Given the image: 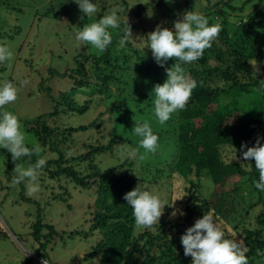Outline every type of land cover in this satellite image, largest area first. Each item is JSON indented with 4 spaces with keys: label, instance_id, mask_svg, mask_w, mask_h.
<instances>
[{
    "label": "rangeland",
    "instance_id": "obj_1",
    "mask_svg": "<svg viewBox=\"0 0 264 264\" xmlns=\"http://www.w3.org/2000/svg\"><path fill=\"white\" fill-rule=\"evenodd\" d=\"M217 1L170 0L164 7L149 9L142 17L130 20L123 13L121 0H97L100 11L88 18L79 10L74 0H0V44L9 46L14 54L11 61L0 64V82L11 81L19 89L16 101L6 105L3 111L12 112L18 117L29 147L39 145L34 135L27 132V123L52 111L53 103L46 92L50 93L57 103L62 104L58 107V114L47 119L48 127L61 131L80 128L90 123L98 127L70 135L71 142L66 144L67 148L63 147L66 159L84 155L93 147L106 146L113 138L121 141L115 142L108 151L96 155L93 160L89 158L83 163L72 160L63 165H73L76 171H81L85 176L91 174V163L101 172L124 173L128 168H133L142 190L152 192L163 202L165 207L159 220L181 222L191 191H195L203 199L211 198L213 189L205 187L202 183V177L209 175L205 171L194 170L187 177H182L175 171L179 151L178 113L173 114L164 126L159 125L152 113L155 98L153 90L155 85H162L164 80L157 73H153L141 77L142 81L136 76V72L147 67H154L156 70L159 66L147 47L148 35L157 26L174 32V22L191 10L205 15L208 20H212V24L221 23V18H216L215 13L208 15L206 11L209 4ZM243 1L232 0L231 5L238 9ZM4 2L6 4L3 5ZM126 2L127 12L133 13L138 6L155 5L158 0ZM113 9L120 10L121 23H125L123 18L126 17L127 24L132 27L131 37L125 47L120 48L117 41L111 50L113 58H117L115 63L118 64L108 68V71L115 73L118 65L123 62L124 74L122 75L121 69L118 70L117 84L108 83L109 92L102 91L94 87H99L100 82L95 78V69L89 64L88 72L93 84L83 89L76 88L75 82L79 80L77 76L58 75L70 73L74 68V59L80 53L95 57L100 54L90 45L79 44L74 36L78 29L97 22ZM261 10L264 11V0L254 1L242 11L225 8L229 31L232 33L240 20L243 25H248L252 18H255L254 30H261L264 27V17L255 16ZM109 31L113 37L117 34L116 30ZM213 44L215 48L231 50L224 46L219 36ZM169 65L168 60L163 67H159L163 70ZM209 65L217 66L214 60H211ZM250 67L253 78L249 82H264L260 61L251 60ZM164 75H167V72ZM221 81L215 79L214 85L222 88ZM40 84L43 89L39 87ZM226 86L224 84L223 87ZM94 89L97 91L93 95ZM70 93L69 102L78 110L70 109L69 104L60 98L61 94L63 96ZM224 103L229 108L236 107L241 113L251 114L262 103V96L260 91L251 85L248 93L237 99L227 98ZM141 120H148L153 132L159 137L157 151L148 154L144 160L128 155L129 149L138 147L140 138L134 136L131 131L135 123ZM46 150L42 148L41 153L37 155L38 159H57L55 154ZM143 151L140 149L141 154ZM234 152L231 147L224 146L221 148V158L225 162L243 166L245 160L237 151L235 159ZM11 163V154L6 149H0V264H25L28 260L33 264H99V253L87 258L102 241L100 232L91 231L89 224L93 211L97 209V190L94 187L83 189L68 178L57 179L41 172V191L28 195L25 183L13 185L5 177L4 171ZM19 164L23 163L19 161ZM11 174L12 179L13 173ZM254 182V178L249 175L231 177L225 186V191L228 192L218 198L216 207L211 211L215 221L224 230L226 238L244 242L247 231L264 236V228L256 221L257 216L264 213V193L254 188ZM39 207L42 224L52 226L56 234L46 245H43L44 239L35 242L31 236ZM175 210H182L184 215L181 216L177 212L173 217L171 213ZM145 230L136 225L134 237ZM149 231L155 233L153 228ZM39 247L46 263L36 256ZM151 256H158V252H153ZM165 263L166 261L159 259L153 264ZM136 264H150V259L145 255L137 256ZM170 264H175V261L171 260ZM254 264H264V255L257 258Z\"/></svg>",
    "mask_w": 264,
    "mask_h": 264
},
{
    "label": "trees",
    "instance_id": "obj_2",
    "mask_svg": "<svg viewBox=\"0 0 264 264\" xmlns=\"http://www.w3.org/2000/svg\"><path fill=\"white\" fill-rule=\"evenodd\" d=\"M254 1L260 0H244L238 9L231 5L232 0H218L209 4L206 8L208 15L215 13L216 18H221L220 24H223L219 39L224 46L231 50L215 48L212 43V46L204 51L201 59L192 64L184 65L185 72L197 81L198 86L193 90L185 109L178 112L177 139L179 151L175 171L182 177H187L194 170L197 172L205 171L212 179L214 186L210 199L201 198L195 191L190 192L189 203L185 207V216L181 222L170 223L168 219L159 220L158 224L152 227L155 233L146 229L142 234L134 237L135 219L131 207L123 199L126 193L139 186V180L135 177L133 168H128L124 173L101 172L95 164L91 163L89 166L91 174L85 176L81 171H76L73 165H63V163L66 164L72 160H76L78 163L88 161L89 158L93 160L96 155L108 151L115 142L121 141L113 138L106 146L91 148L86 153L87 156L84 154L77 158L66 159L63 147L67 148L66 144L71 142L72 139L69 136L89 128L98 127L92 123L80 128H68L67 131L48 127L47 119L58 114V107L62 103H57L54 97L45 91L53 103V109L49 114L40 115L32 122H28L26 130L34 135L43 149H47L46 151L57 156L55 160L46 161L41 170L42 173L57 179L68 178L76 186L83 189L94 187L97 190L98 196L95 202L97 209L93 211L89 224L91 231L100 232L102 241L96 245L94 251L87 258H92L99 253V264H136V257L145 255L149 257L150 264L159 259L166 261L165 264H170L171 260L175 261V264H192V257L184 255L180 243V237L185 230L191 227L197 219L202 218L204 214L214 210L218 198L228 192L225 191V186L231 177L249 175L255 181L258 180L259 173L255 169L254 160H247L242 166L238 163L225 162L221 158V148L224 146L236 149L241 155L242 144L247 146L244 151L256 145L257 140L264 144V82H249L253 78L250 67L251 60L258 59L261 70L264 71V27L255 31L253 28L255 25L253 19L255 18H252L248 25H243L242 20H240L231 33L227 25L228 15L225 11V8L242 11ZM121 2L124 7L123 13L132 20L142 17L149 9L164 7L166 0H158L155 5L143 4L138 6L133 13L127 12L126 0H121ZM255 16L264 17V11L261 10ZM209 23L212 24V20H209ZM127 25L130 29L132 28L130 24ZM125 30L126 23H121V27L116 29L117 34L113 37L112 44L104 53L98 57L80 53L75 57L74 68L70 70V73L58 76H77L79 80L75 82L76 88H86L93 84L88 72V65L91 64V67L95 69V78L100 82L99 87L95 85L94 87L109 92L108 83L117 84V71L121 69L122 75L124 74L123 62L118 65V70L115 73L108 71V68L116 67L118 64L115 63L117 58H113L111 52L112 45L123 37ZM1 37L0 34V39ZM211 60H214L217 66L211 67L209 65ZM169 61L170 65L166 69L162 70L159 66L156 67V70L154 67L138 69L136 76L141 79V77L157 73L165 82L167 75L164 73L176 62L175 58L169 59ZM215 79L222 80L227 86L222 88L215 86ZM251 85L255 86L262 96V103L256 111L251 114L241 113L236 107L229 108L225 105L224 102L227 98L237 99L248 93ZM39 87L43 89L42 84ZM96 91L97 89H94L93 95ZM70 95L71 93L63 96L61 94L60 98L69 104L70 109L78 110V108L71 106ZM37 160L38 156L33 155L30 160L23 158L20 162L28 166V163L35 164ZM16 164H19V161H13L4 171L5 177L11 182L16 175L13 170ZM247 164L252 166L251 170H248ZM11 172L13 173L12 179ZM262 192L264 193V191ZM40 211L39 207L31 236L35 242L44 239L43 245H46L56 234L52 226L42 224ZM256 221L258 225L264 228V213L257 216ZM43 231L46 232L43 233ZM244 245L248 248L249 264H254L257 258L264 255V236H259L253 231H247ZM36 252V256L46 263L45 258L40 253L42 249L39 247ZM153 252H158V256H151ZM25 264L33 263L28 260Z\"/></svg>",
    "mask_w": 264,
    "mask_h": 264
},
{
    "label": "clouds",
    "instance_id": "obj_3",
    "mask_svg": "<svg viewBox=\"0 0 264 264\" xmlns=\"http://www.w3.org/2000/svg\"><path fill=\"white\" fill-rule=\"evenodd\" d=\"M74 2L87 18L95 16L100 11L97 0H74ZM119 11V9H113L97 22L78 29L74 39L81 45H90L99 54L104 53L113 42L109 29L116 30L121 27ZM123 19L126 23V30L119 40L120 48H124L131 37L126 17ZM173 28L174 32L157 26L148 35L147 47L159 66L163 67L169 59L175 58L176 61L170 69L166 70L165 82L162 85H155L153 90L155 98L152 113L161 126H164L173 114L185 109L193 90L198 86L197 81L185 72L184 65L201 59L204 51L212 46L222 31L220 23L210 24L203 14L192 10L184 13L180 20L174 22ZM13 55L9 46L0 44V64L11 61ZM220 86H224L223 81L220 82ZM18 91V87L13 82H0V149H6L13 161H20L23 158L30 160L33 155H39L42 151L38 144L32 147L27 145L18 117L12 112L3 111L6 105L16 101ZM131 132L140 139L137 148L128 150L129 156L144 160L148 154H154L157 151L159 137L153 132L148 120L135 123ZM246 147L245 144L241 145V157L245 161L254 160L259 178L253 186L258 191H264V144L257 140L256 145L244 151ZM140 149L144 150L142 154ZM234 150L236 159V149ZM45 164L44 158H39L35 164L28 163V166L16 164L14 169L16 175L12 184L25 183L28 195L40 192L39 176ZM248 166V170H251L252 166ZM202 183L209 189L214 186L212 179L207 176L202 177ZM123 199L131 207L138 227L151 229L158 224L165 206L157 195L148 190H142L141 186H136L126 193ZM177 212L181 216L184 215L182 210H175L171 215L174 217ZM180 243L184 255L192 257V264H249L248 248L244 242L226 238L224 230L215 221L212 213L204 214L202 218L197 219L191 227L187 228L180 237Z\"/></svg>",
    "mask_w": 264,
    "mask_h": 264
}]
</instances>
